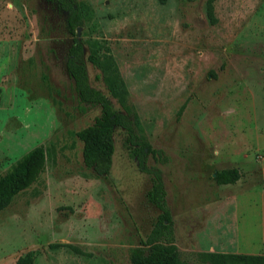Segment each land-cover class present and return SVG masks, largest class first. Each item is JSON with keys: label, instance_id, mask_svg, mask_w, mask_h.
<instances>
[{"label": "rangeland", "instance_id": "rangeland-1", "mask_svg": "<svg viewBox=\"0 0 264 264\" xmlns=\"http://www.w3.org/2000/svg\"><path fill=\"white\" fill-rule=\"evenodd\" d=\"M85 1L95 21L78 35L88 83L121 108L87 60L95 38L158 150L144 165L160 171L180 258L264 255V0H215V24L206 0ZM75 36L52 2L0 0V175L32 147L47 151L37 180L0 210V264L27 251L35 264H130L159 213L121 128L107 174L83 164L74 132L100 107L79 101L66 71ZM228 167L240 177L217 183Z\"/></svg>", "mask_w": 264, "mask_h": 264}, {"label": "trees", "instance_id": "trees-1", "mask_svg": "<svg viewBox=\"0 0 264 264\" xmlns=\"http://www.w3.org/2000/svg\"><path fill=\"white\" fill-rule=\"evenodd\" d=\"M47 1L56 4L64 13L69 33L73 34L77 27L84 23H89L91 27L95 25L94 13L87 1ZM214 2L215 0H206L205 3V14L211 24L217 21L214 15ZM85 42L90 47L87 60L101 70L105 87L121 108H115L106 95L89 85L81 59L84 41L73 38L65 62L66 71L73 80L79 101L100 107L99 115L91 124L74 132L82 143L83 164L97 175L107 174L114 152L113 133L115 128H121L125 133V144L137 161L138 168L150 176L151 184L146 191V198L159 210L146 236L139 240L138 245L129 248L130 264H188L186 260L180 258L174 243L170 212L165 201L160 171L144 165L145 155L150 153L155 156L158 150L150 145L143 134L142 127L138 126L139 119L128 103V90L110 48L95 38L87 39ZM183 106L181 105L179 111ZM136 125L137 130L134 129ZM46 156V147L42 145L32 147L0 175V210L7 207L14 196L37 180L44 169ZM239 177L240 172L237 167L219 169L214 175L215 181L219 184L234 183ZM204 256L209 264H264L262 254L206 252ZM35 260V252L27 251L13 264H35Z\"/></svg>", "mask_w": 264, "mask_h": 264}, {"label": "water", "instance_id": "water-1", "mask_svg": "<svg viewBox=\"0 0 264 264\" xmlns=\"http://www.w3.org/2000/svg\"><path fill=\"white\" fill-rule=\"evenodd\" d=\"M81 26H78L77 29H76V34L79 35V30H80ZM105 174V173H103Z\"/></svg>", "mask_w": 264, "mask_h": 264}, {"label": "flooded vegetation", "instance_id": "flooded-vegetation-1", "mask_svg": "<svg viewBox=\"0 0 264 264\" xmlns=\"http://www.w3.org/2000/svg\"><path fill=\"white\" fill-rule=\"evenodd\" d=\"M77 35V34H76ZM73 38H78V35L77 36H75V37H73ZM72 38V39H73ZM71 44H72V42H71ZM71 46V45H70ZM70 48V47H69ZM68 53H69V49H68ZM67 57H68V55H67ZM67 59V58H66ZM66 62V61H65ZM66 68V67H65Z\"/></svg>", "mask_w": 264, "mask_h": 264}]
</instances>
